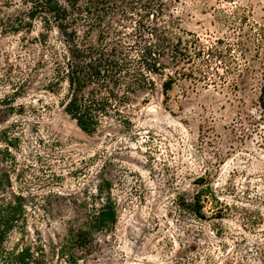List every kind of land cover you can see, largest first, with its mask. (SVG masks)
<instances>
[{
  "label": "rangeland",
  "instance_id": "1",
  "mask_svg": "<svg viewBox=\"0 0 264 264\" xmlns=\"http://www.w3.org/2000/svg\"><path fill=\"white\" fill-rule=\"evenodd\" d=\"M27 9L0 0V202L23 197L28 242L51 264H264V0H164L178 58L122 108L129 127L114 116L91 135L57 86L63 34L15 25ZM110 199L116 223H97Z\"/></svg>",
  "mask_w": 264,
  "mask_h": 264
},
{
  "label": "trees",
  "instance_id": "2",
  "mask_svg": "<svg viewBox=\"0 0 264 264\" xmlns=\"http://www.w3.org/2000/svg\"><path fill=\"white\" fill-rule=\"evenodd\" d=\"M25 4L28 9L15 25L32 28L41 18L48 27L56 24L65 38L57 86H68L64 110L87 134H95L104 119L114 116L129 127L131 121L123 116L122 108L140 90H155L152 76L164 74L163 60L170 49L178 58L182 40L173 46L158 23L164 17V0H25ZM81 25L87 29L83 38L77 29ZM94 30L97 40L89 43ZM173 85L172 79L163 83L166 98ZM260 107L264 111V86ZM210 196L214 197L210 184L195 196L191 210L198 217L204 218V203ZM27 216L23 197L0 202V264H51L42 245L28 242ZM116 221L117 210L110 199L96 222L110 225ZM17 233L22 238L13 243ZM63 259L80 264L74 255Z\"/></svg>",
  "mask_w": 264,
  "mask_h": 264
}]
</instances>
